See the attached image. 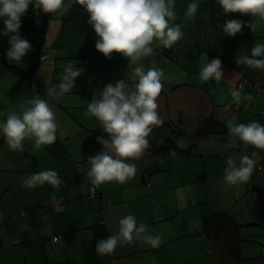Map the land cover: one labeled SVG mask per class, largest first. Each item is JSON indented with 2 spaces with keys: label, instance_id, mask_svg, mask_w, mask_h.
Returning <instances> with one entry per match:
<instances>
[{
  "label": "crops",
  "instance_id": "1",
  "mask_svg": "<svg viewBox=\"0 0 264 264\" xmlns=\"http://www.w3.org/2000/svg\"><path fill=\"white\" fill-rule=\"evenodd\" d=\"M191 2L175 0V23L182 25L183 38L171 49L154 44V54L142 61L145 70L159 66L167 77L157 99L163 124L148 137L151 147L129 161L137 166L135 177L125 184L96 186L97 197L87 193L91 183L85 161L102 151L96 137L104 133L100 122L85 114L86 107L107 83L123 78L133 83L125 75L131 71L128 60L113 53L108 66L101 67L97 37L81 6L73 5L59 16L50 14L43 34L41 21L47 14L37 15L29 6L19 34L32 50L20 62L0 56L19 68L10 72L0 62V122L9 110L19 112L20 103L39 94L55 105L60 128L56 142L42 150L26 138L23 152L9 151L0 138V264H249L246 260L264 264V168L256 167L243 186L228 185L223 179L229 155L260 151L239 142L235 148L226 147L230 142L226 122L235 118L246 124L258 116L264 124V97H254L252 87L246 85L242 94L254 99L237 105L229 91L239 80L250 82L254 76L264 87V70L235 63L250 55L256 40H264V23L255 32L244 27L229 37L222 31L226 20L247 24L260 23L259 18L226 16L216 0H200L195 19L187 20ZM5 38L4 56L10 47V37ZM41 46L48 49L43 62L37 56ZM205 55L208 61L222 62L219 85L199 80ZM69 60L84 69L76 87L58 101L47 97L46 88L59 84ZM221 95L226 97L223 104L218 103ZM210 117L225 124L224 131L197 140L203 121ZM167 143L175 153L161 152L159 148ZM49 168L59 174L58 189L47 184L34 190L23 186V178ZM127 215L135 216L138 225H147L148 234H160L163 243L152 248L133 241L118 246L112 257L99 256V240L115 234L119 220ZM54 235H60L55 243ZM210 246L214 252H208Z\"/></svg>",
  "mask_w": 264,
  "mask_h": 264
},
{
  "label": "clouds",
  "instance_id": "2",
  "mask_svg": "<svg viewBox=\"0 0 264 264\" xmlns=\"http://www.w3.org/2000/svg\"><path fill=\"white\" fill-rule=\"evenodd\" d=\"M216 2L226 16L239 13L259 18L260 23L251 21L247 24L240 19L226 20L222 31L229 37L241 33L244 27L255 32L264 23V0ZM30 5L35 14L51 16H59L73 5L81 6L88 14L87 23L97 37L96 51L105 59L110 60L112 54L117 53L128 60L127 68L131 71L125 75L133 83H127L123 78L97 89L87 103L85 112L100 122L104 133L96 137L102 151L85 161L90 183L94 186L113 181L127 183L138 171L136 164L129 161L139 159L151 147L148 137L154 128L163 124L157 111V99L167 77L159 66L145 70L142 61L154 54V44L171 49L183 38L182 25L175 23V0H68L67 3L65 0H0V19L3 21L0 36L10 37V47L6 53L9 61L20 62L32 50L31 43L19 34L21 19L27 14ZM199 7L200 0H192L187 5L186 19L194 20ZM205 59L199 70L200 82L214 81L219 85L224 75L221 60L213 58L208 61L206 55ZM235 63L264 70V40H256L250 55L240 56ZM83 73L84 69L78 67L74 60L67 61L59 84L46 88L45 95L58 101L61 96L72 92ZM229 91L232 102L237 105L254 99L252 95H243L236 87ZM225 99L221 95L218 103L223 104ZM19 108V112L9 110L6 119L0 122V136L4 138L9 151L23 152L26 138L34 140L37 150L56 142L60 125L53 103L35 94L33 98L20 103ZM226 127L230 134V142L226 147L235 148L239 142L260 150L253 151L250 156L233 153L225 161L224 181L231 186H243L249 183L257 165L264 160V124L255 120L246 124L238 123L233 118L226 122ZM61 183L59 174L51 168L23 178V186L33 190L45 184L58 189ZM118 223L119 229L115 234L97 243L99 256L112 257L118 246L133 241H142L152 248H158L163 243L160 234H148V226L142 222L138 225L133 215L121 218ZM210 248L214 252V247Z\"/></svg>",
  "mask_w": 264,
  "mask_h": 264
},
{
  "label": "trees",
  "instance_id": "3",
  "mask_svg": "<svg viewBox=\"0 0 264 264\" xmlns=\"http://www.w3.org/2000/svg\"><path fill=\"white\" fill-rule=\"evenodd\" d=\"M50 14H47L44 18H42L41 21V26H40V32L43 34L45 32L46 29V22L47 19L49 18ZM0 62L4 63V68L7 69L10 72H19V68L14 66V65H10L8 63H5L3 58H0ZM20 73H22L20 71ZM263 86V85H262ZM264 88V87H263ZM255 97V95H253ZM253 120L257 121L258 123L262 124V118H259L258 116H255L253 118ZM225 129V124H222L216 120H214L213 118H208L205 119L200 127V130L198 132V134L196 135L197 140H203L205 138H207L209 135L214 134V133H220L223 132ZM161 150L162 153H168V154H172L175 153L176 150L175 148L170 144L167 143L165 145H163L161 148H159ZM209 235H211V232H207Z\"/></svg>",
  "mask_w": 264,
  "mask_h": 264
},
{
  "label": "built area",
  "instance_id": "4",
  "mask_svg": "<svg viewBox=\"0 0 264 264\" xmlns=\"http://www.w3.org/2000/svg\"><path fill=\"white\" fill-rule=\"evenodd\" d=\"M249 17V16H248ZM38 61H44L48 57V49L45 46H41L40 49L37 52ZM109 59H105L104 56L101 54V67L106 68L108 66ZM105 78V76H104ZM252 84L254 86V95L257 98H263L264 97V88L261 84L259 76H254L252 78ZM246 80L241 79L237 82L236 88H239L242 90L245 86ZM261 115L264 116V108L261 110ZM4 140L2 136H0ZM5 141V140H4ZM264 167V164H259L257 166L258 169H262ZM87 193L90 197H97L98 196V189L96 186L89 184L87 186ZM21 215H23V212H20ZM60 239V235H54L51 237V241L53 243L57 242ZM213 249L210 248L209 252H212Z\"/></svg>",
  "mask_w": 264,
  "mask_h": 264
},
{
  "label": "rangeland",
  "instance_id": "5",
  "mask_svg": "<svg viewBox=\"0 0 264 264\" xmlns=\"http://www.w3.org/2000/svg\"><path fill=\"white\" fill-rule=\"evenodd\" d=\"M2 30H3V21H2V19H0V31H2ZM6 47H7L6 38L4 36H0V56H2L6 61H9L7 59V57L4 56V53H5L4 50H6ZM246 85H250L252 87V94L254 95V86L252 84V81L247 82V80H246L245 86ZM249 246H250V248H253L254 243H250ZM246 262H249V264H257V262L255 260H248V261L246 260Z\"/></svg>",
  "mask_w": 264,
  "mask_h": 264
}]
</instances>
